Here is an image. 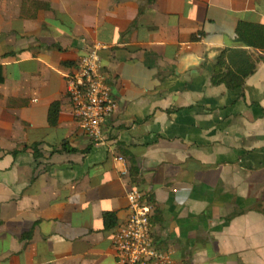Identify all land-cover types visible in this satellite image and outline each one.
I'll return each mask as SVG.
<instances>
[{"label": "crops", "instance_id": "0c3cea01", "mask_svg": "<svg viewBox=\"0 0 264 264\" xmlns=\"http://www.w3.org/2000/svg\"><path fill=\"white\" fill-rule=\"evenodd\" d=\"M242 22L264 0H0V264H117L134 188L176 264H264V52ZM95 44L118 104L100 144L67 84ZM229 50L256 59L241 90L212 84Z\"/></svg>", "mask_w": 264, "mask_h": 264}, {"label": "built area", "instance_id": "2783aa9c", "mask_svg": "<svg viewBox=\"0 0 264 264\" xmlns=\"http://www.w3.org/2000/svg\"><path fill=\"white\" fill-rule=\"evenodd\" d=\"M104 50L107 46L103 44L93 45L67 78L75 120L94 144L105 141L104 126L118 108L113 89L102 72L101 52ZM120 161L125 160L120 158ZM128 174V170H124L123 175ZM128 201L130 216L114 239L117 264H176L155 242L151 227L153 204L137 188L128 193Z\"/></svg>", "mask_w": 264, "mask_h": 264}, {"label": "trees", "instance_id": "16d2710c", "mask_svg": "<svg viewBox=\"0 0 264 264\" xmlns=\"http://www.w3.org/2000/svg\"><path fill=\"white\" fill-rule=\"evenodd\" d=\"M239 43L244 47L264 52V26L249 23H240L237 28ZM256 71V59L247 50L225 51L218 58L214 68L212 84L215 86L225 85L229 90H241L245 86L246 79ZM59 115V103L51 106L49 112V123L56 125ZM66 153H75L77 150L65 147ZM137 170L131 167L129 175L133 183L138 185ZM107 227H113V216L105 215Z\"/></svg>", "mask_w": 264, "mask_h": 264}]
</instances>
